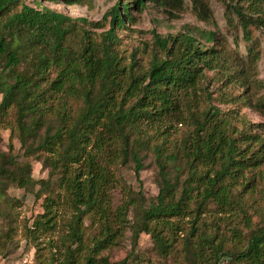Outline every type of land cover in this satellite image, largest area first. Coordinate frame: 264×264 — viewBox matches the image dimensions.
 Segmentation results:
<instances>
[{"label": "trees", "instance_id": "trees-1", "mask_svg": "<svg viewBox=\"0 0 264 264\" xmlns=\"http://www.w3.org/2000/svg\"><path fill=\"white\" fill-rule=\"evenodd\" d=\"M146 1L118 0L99 20L90 21L33 7L26 0H0V124L14 110L16 122L8 127L16 130L26 154L35 155L48 168L49 177L57 175V190L45 197L44 210L26 228L27 235L53 230L57 208L67 204L72 212L66 231L59 237L57 256L46 264H129L136 262L133 253L120 260L107 253L126 228L131 230L133 248L145 232L160 255H171L175 236L183 231L171 218L194 212L181 243L188 264H221L226 257H231L227 264H264V226L250 229L245 243L233 249L224 248V240L197 221L208 201L218 211L236 204L243 171L264 161V140L253 132L252 123L243 120L237 129L232 116L209 101L201 84L206 70L230 77L233 63L189 32L166 37L155 33L156 49L149 61L140 63L134 53L127 61L117 48L116 31L132 19L131 7L142 8ZM151 1L169 13L183 4V0ZM221 1L228 24L236 16L244 39H250L249 27L264 29L260 9L264 0ZM190 2L197 16L212 18L205 0ZM106 21V30L92 31ZM214 35L213 30L204 31L207 41ZM71 102L79 103L75 111ZM172 116L185 129L167 152L166 129L157 125ZM153 138L161 142L151 143ZM146 148L154 152L160 178L156 201L150 203L142 202V196L138 201L115 173L131 167L138 178L141 150ZM169 166L177 173L172 174ZM182 172L186 175L180 180ZM9 184L34 187L31 165L2 153L0 203L8 202ZM117 186L123 196L113 207L110 191ZM130 209L133 222L127 219ZM84 218L95 228L89 237Z\"/></svg>", "mask_w": 264, "mask_h": 264}, {"label": "rangeland", "instance_id": "rangeland-1", "mask_svg": "<svg viewBox=\"0 0 264 264\" xmlns=\"http://www.w3.org/2000/svg\"><path fill=\"white\" fill-rule=\"evenodd\" d=\"M212 18L197 16L190 0H183L182 7L178 10L169 11L154 1L148 0L145 6L131 7L132 19L127 21L124 27L117 29L120 42L117 48L128 61L134 53L135 58L142 64L149 61L155 50L154 34L162 37L173 36L179 32H189L194 35L203 46H213L221 53L222 57L231 59L230 77L216 73L214 70H206L205 79L201 82L210 95V102L222 112L232 116V123L237 129L242 128V121L252 123L253 132L258 133L264 140V29L249 27L250 39L243 36L241 25L234 16L231 25L225 16V6L221 0H205ZM37 8L49 7L71 17H85L90 21H97L103 13L110 9L118 0H80L76 3H66L64 0H26ZM132 5V3H131ZM246 6V5H245ZM261 13L264 17V2L261 5ZM88 26V25H87ZM109 27L104 22L102 28H92L99 33ZM213 30L214 40L207 41L204 31ZM246 97V99H245ZM1 99V95H0ZM79 106L77 102H71L73 111ZM0 124V154L11 155L17 162L28 161L31 165V177L34 187L27 189L9 184L6 200L1 202L0 212V264H46L52 255L57 256L56 246L59 237L66 231L65 223L69 219L72 209L67 204L57 208L56 225L53 230L40 232L35 237L27 235V227H31L33 220L43 212L45 197L57 190L56 177H49L48 168L43 167L41 161L35 155L26 154L16 137V130L11 131L8 127L16 122L14 110H9ZM159 130L166 129L167 136L165 150L171 152L184 132V124L169 117L157 125ZM161 138H153L151 143H160ZM176 146V145H175ZM143 156V168L137 178L131 167H120L116 176L120 185L130 188L134 197L142 202L156 201L159 191L160 178L158 175V163L155 160L151 148L141 150ZM179 162V157H178ZM170 172L176 174L174 168L168 167ZM173 169V170H172ZM186 172H182L180 180ZM251 182L247 183L252 176ZM244 180L237 185L242 191L238 194L237 203L224 211H218L212 201H208L200 213L197 221L216 232L222 239L224 248L237 249L245 243L250 229L264 226V161L257 167H249L243 171ZM49 186H45L46 182ZM60 195H62V190ZM138 191L140 193L138 194ZM113 207L120 204L123 192L121 186L110 191ZM140 197H139V196ZM179 195V186L175 190V197ZM195 203L191 204V208ZM194 215L187 214L182 217H172L177 220L183 231L177 232L176 244L171 255H160L155 249L152 237L149 233L141 232L135 247L132 246L131 230L126 228L117 244L107 253L114 259L120 260L129 253L134 255L138 264H188L181 253L183 234L194 221ZM129 222L134 221V211L130 209L127 214ZM85 235L88 237L95 232V228L89 225V219L84 218ZM236 229V231H234ZM133 248V250H132ZM230 263V258H225ZM130 262L129 264H136ZM199 264V262H196Z\"/></svg>", "mask_w": 264, "mask_h": 264}, {"label": "built area", "instance_id": "built-area-1", "mask_svg": "<svg viewBox=\"0 0 264 264\" xmlns=\"http://www.w3.org/2000/svg\"><path fill=\"white\" fill-rule=\"evenodd\" d=\"M221 264H227L226 262H222Z\"/></svg>", "mask_w": 264, "mask_h": 264}]
</instances>
